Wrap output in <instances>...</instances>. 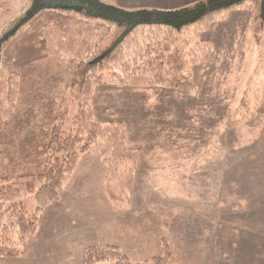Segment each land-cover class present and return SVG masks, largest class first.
Listing matches in <instances>:
<instances>
[{
    "label": "rangeland",
    "instance_id": "obj_1",
    "mask_svg": "<svg viewBox=\"0 0 264 264\" xmlns=\"http://www.w3.org/2000/svg\"><path fill=\"white\" fill-rule=\"evenodd\" d=\"M25 5L0 0V35ZM252 18L246 2L204 32L192 26L177 35L185 71L194 75L186 91L151 84L137 70L127 85L97 86L94 118L124 123L136 164L119 172L80 155L33 230L20 232L14 215L4 218L1 237L19 254L0 264H81L84 249L102 244L131 264H264V27L255 32ZM95 22L42 12L0 51L5 206L22 202L28 215L36 212L39 184L31 179L43 172L64 98V129L74 127L77 66L112 40L108 26Z\"/></svg>",
    "mask_w": 264,
    "mask_h": 264
},
{
    "label": "trees",
    "instance_id": "obj_2",
    "mask_svg": "<svg viewBox=\"0 0 264 264\" xmlns=\"http://www.w3.org/2000/svg\"><path fill=\"white\" fill-rule=\"evenodd\" d=\"M246 2L253 17L252 24H256L252 28L259 32L264 27V0H197L173 10H128L112 0H26L21 14L0 35V51L23 26L46 11L78 15L85 20L104 23L113 36L109 44L96 47L77 66L75 79L78 84L74 82L72 87L79 85L81 92H78L81 94L76 92L71 95L78 104L74 127L64 129L69 100L64 98L59 107L49 136L43 172L31 179L39 184L34 191L36 212L28 215L22 202L5 206L8 186L0 180V257L12 258L19 254V249L11 246L10 240L1 237L8 227L4 218L14 215L20 232L26 234L33 230L37 214L58 198L80 155L91 153L119 172L129 171L127 161L136 164L139 151L126 143L124 123L116 120L104 123L94 118L92 96L95 88L110 84L127 85L137 70L138 76H148L151 84L186 91L183 88L193 84L194 75L190 76L185 71V61L175 47L177 35L192 26L196 32H204L213 22L225 19L229 12L239 9ZM144 42H147L146 47ZM149 49L154 54L152 58ZM31 181H24V190L32 188ZM20 191L14 189L10 192L18 195ZM158 261L162 262L153 259L152 263L160 264ZM81 264L131 263L118 247L102 244L84 249Z\"/></svg>",
    "mask_w": 264,
    "mask_h": 264
},
{
    "label": "crops",
    "instance_id": "obj_3",
    "mask_svg": "<svg viewBox=\"0 0 264 264\" xmlns=\"http://www.w3.org/2000/svg\"><path fill=\"white\" fill-rule=\"evenodd\" d=\"M112 1H114L118 6L128 10H140V9L173 10L187 6L197 0H112ZM95 23H97V21Z\"/></svg>",
    "mask_w": 264,
    "mask_h": 264
}]
</instances>
